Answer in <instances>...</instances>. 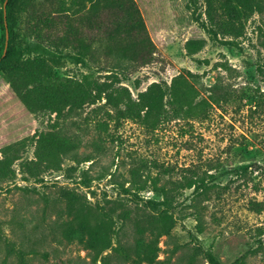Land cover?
Listing matches in <instances>:
<instances>
[{
  "label": "rangeland",
  "instance_id": "obj_1",
  "mask_svg": "<svg viewBox=\"0 0 264 264\" xmlns=\"http://www.w3.org/2000/svg\"><path fill=\"white\" fill-rule=\"evenodd\" d=\"M73 1L27 6L50 17L73 9L71 17L124 40L149 39L157 62L140 73L138 90L133 80L123 86L138 102L139 93L160 85L163 113L122 120L103 102L60 119L33 114L0 75V264H94L71 226L100 220L111 246L95 264H146L149 246L160 249L155 264H264V0L245 35L226 38L231 46L213 45L192 24L189 0ZM189 40L204 48L189 55ZM55 71L73 75V65ZM50 134L70 151L50 147L45 163L41 141ZM193 177L206 179L207 198L180 186ZM64 190L81 196L87 209L79 220L67 212ZM165 197L174 200L168 213ZM164 221L174 225L170 235Z\"/></svg>",
  "mask_w": 264,
  "mask_h": 264
},
{
  "label": "trees",
  "instance_id": "obj_2",
  "mask_svg": "<svg viewBox=\"0 0 264 264\" xmlns=\"http://www.w3.org/2000/svg\"><path fill=\"white\" fill-rule=\"evenodd\" d=\"M29 1L0 0V75L30 113L55 114L60 119L66 111H78L85 106L103 102L104 106L116 110L122 120L148 119L156 113H163L165 92L160 85L153 83L146 92L139 93L138 102L132 99L129 89L123 86L125 82L133 80L134 88L138 90L142 83L140 73L157 62V49L149 39L124 40L85 17H71L69 14L73 9H63L67 14L50 17L30 9L27 6ZM65 1L71 5L74 3L73 0ZM262 4V0H203L202 3L200 0H189L185 9L192 24L202 30L213 45L231 46L233 42L226 38L234 41L242 38L247 23L261 10ZM6 33L8 41L4 55ZM23 46L25 56L17 55ZM203 48L204 43L200 40H189L186 43L189 55ZM65 62L73 65V75L59 76L55 71L56 67ZM169 92L174 101L177 96L174 84ZM189 107L185 105L183 110ZM60 139L50 134L41 141L44 142L41 148L42 162L48 163L46 154L50 147L52 150L57 147L62 154L70 151L67 141ZM143 184L146 186L147 181ZM154 184L156 186L155 180ZM178 185L171 184L173 189L179 188ZM180 186L193 189L205 198L211 189L203 177H193ZM162 190L166 192V188ZM62 195L69 215L79 220L77 216L87 209L81 196L69 190L62 191ZM173 201L165 197L164 203L168 207L165 213L170 211ZM192 208L199 222L197 231L203 233L200 207L196 204ZM253 211L262 212V209ZM77 224L79 227L76 229L72 225L71 231L83 249L93 253L95 264L111 246L106 221H98L96 227L88 223ZM164 224L165 234L170 235L173 223L164 221ZM159 251V247L149 246L143 262L155 264Z\"/></svg>",
  "mask_w": 264,
  "mask_h": 264
},
{
  "label": "water",
  "instance_id": "obj_3",
  "mask_svg": "<svg viewBox=\"0 0 264 264\" xmlns=\"http://www.w3.org/2000/svg\"><path fill=\"white\" fill-rule=\"evenodd\" d=\"M6 5H7V2H5V4H4V17L6 16V14H5ZM7 41H8V34L6 33V46H5V50H4V55L6 53Z\"/></svg>",
  "mask_w": 264,
  "mask_h": 264
}]
</instances>
